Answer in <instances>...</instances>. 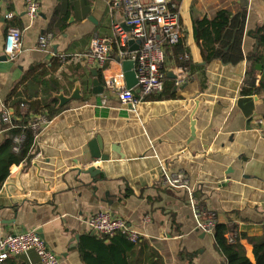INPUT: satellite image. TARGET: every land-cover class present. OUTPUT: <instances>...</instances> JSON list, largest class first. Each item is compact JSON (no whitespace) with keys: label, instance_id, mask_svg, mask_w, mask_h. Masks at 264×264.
<instances>
[{"label":"crops","instance_id":"obj_1","mask_svg":"<svg viewBox=\"0 0 264 264\" xmlns=\"http://www.w3.org/2000/svg\"><path fill=\"white\" fill-rule=\"evenodd\" d=\"M39 4L37 17L30 20L24 0H2L0 145L7 132L1 111L6 107L14 115L4 102L11 91L16 89L14 95L26 101L27 96H49L60 110L38 131L33 157L9 165L0 189V238L35 230L60 264H85L77 249L81 238L103 237L91 235L85 219L106 210L142 233L137 250L128 258L135 264H143L144 258L148 262L149 255L161 264H226L213 235L196 228L185 190L163 183L161 166L186 174L201 211L232 223L239 234L262 233L264 89L251 94L256 96L255 115L249 119L236 99L249 60L257 54L262 66L255 85L264 81V41L260 45L253 33L264 23V0H171L180 16L183 52L176 54L173 46H164L163 90L143 94L135 85L133 105H122L105 83L108 76L122 72L115 47L101 68L77 57L88 51L95 36L112 37L115 24L130 30L123 8L110 9L108 0H39ZM220 10L245 12L243 59L236 64L221 58L206 61L204 41L194 34L195 21L204 20L199 27L207 28L205 40L211 39ZM6 13L11 16L5 17ZM9 26L21 31V46L12 60L3 53ZM41 33L52 35L47 49L38 47ZM62 56L67 58L61 60ZM37 65L42 67L35 74L45 69L42 81L49 82L48 87L23 81ZM177 69L187 75L180 86L174 84ZM95 79L99 93L92 92ZM76 83L81 97L58 107L56 95L70 96ZM96 136L103 142L101 152L109 156L106 160L90 155L88 144ZM88 166L100 172L92 176ZM240 242L253 262L252 245L246 238ZM4 264L41 261L31 251L10 255Z\"/></svg>","mask_w":264,"mask_h":264},{"label":"built area","instance_id":"obj_2","mask_svg":"<svg viewBox=\"0 0 264 264\" xmlns=\"http://www.w3.org/2000/svg\"><path fill=\"white\" fill-rule=\"evenodd\" d=\"M24 2L27 16L30 20L35 19L39 13V0H24ZM1 4L2 0H0V11ZM108 4L110 9L123 8L124 23L130 27V30L125 31L120 24H115V33L112 37L95 36L90 41L88 51L77 57L101 68L106 64L111 50L115 47L119 63L124 60L132 61V69L137 80L136 86L143 94L161 92L165 81V72L162 68L165 61L164 46H173L182 36L178 10L171 4V0H108ZM10 16L9 13L5 14V17ZM51 39V33H41L37 39L38 47L47 49ZM131 41L135 43L136 48H130ZM20 46L21 31L17 27L9 26L4 39L5 57L9 60L14 59ZM66 58L62 56L61 60ZM186 78L184 71L175 70V86H180ZM105 83L117 94L122 105H133L136 102L132 88L126 86L123 71L108 76ZM31 118L30 127L36 138L38 131L48 120L40 114L33 115ZM1 119L3 123L14 126L15 118L8 108L2 109ZM20 140L19 137L15 138L16 143ZM161 176L166 186L185 190L196 221V228L204 233L213 234L216 218L213 214L200 210L186 174L182 171L168 172L161 166ZM85 224L100 236L112 237L122 234L133 243L142 239V233L138 229L130 226L124 218L114 216L106 210H99L89 215L85 219ZM228 240H233L230 234H228ZM31 251L39 257L41 264H60L59 258L35 230L19 231L0 238V264H4L10 255L27 254Z\"/></svg>","mask_w":264,"mask_h":264},{"label":"trees","instance_id":"obj_3","mask_svg":"<svg viewBox=\"0 0 264 264\" xmlns=\"http://www.w3.org/2000/svg\"><path fill=\"white\" fill-rule=\"evenodd\" d=\"M244 20V11L230 14L228 11L220 10L214 20V36L209 40H205V37L209 35L208 29L199 27L204 25L206 21H195L194 34L197 39L202 38L204 41L202 48L206 61L212 58H221L224 62L236 64L243 59L241 43ZM253 33L259 44L262 45L264 41V23ZM205 48L208 49L207 52L204 50ZM173 50L176 54L183 52L180 40L173 45ZM249 63L243 85L240 88L241 95L245 96L258 93L264 89V81H261L258 86L255 85L256 72L262 66L260 54L250 59ZM39 67L42 66H33L23 77V81L26 80V82L30 81L31 84L48 87L49 82L42 81V74H44L45 69L41 70L42 72L39 71L40 73L38 72L37 75L35 74ZM15 90L11 91L4 101L5 106L13 108V116L16 117V120L14 126L4 124L7 132L3 143L0 145V189L9 173L11 163L17 164L29 161L33 157L32 149L35 133L30 127L31 115L40 114L49 120L60 110L56 107V101L49 96H44L41 99H32L27 96L29 100H20L17 95H14ZM17 137L21 138L19 143L15 142ZM215 217L217 218L216 214ZM228 234L233 237L232 241L228 240ZM212 235L217 249L225 258L226 264H264V227L260 235L248 236L245 233L239 234L236 226L232 223L216 219ZM241 238H246L252 245L253 262L246 256L244 246L240 242ZM106 239L108 242L104 243ZM138 243L130 242L122 234L100 238L85 235L78 243L77 249L85 264H135L136 261H129L128 258L135 253ZM151 258L152 255L147 257L148 262L144 258L143 264H161L156 261L152 262Z\"/></svg>","mask_w":264,"mask_h":264},{"label":"water","instance_id":"obj_4","mask_svg":"<svg viewBox=\"0 0 264 264\" xmlns=\"http://www.w3.org/2000/svg\"><path fill=\"white\" fill-rule=\"evenodd\" d=\"M129 44H130L131 49L136 48L135 43H133L132 41ZM132 68H133V63L131 60H124L122 62V71H123L124 79L126 82V86L128 88H133L137 82V80L135 78L134 71ZM93 72L95 74V70H93ZM92 87H93V89H92L93 93H99L101 88H99L98 80H96V79L93 80ZM56 97L59 99L58 107L63 106L70 99H79L81 97L79 84L76 83V85H75L70 96L66 97V96H63V94H57ZM255 100H256V96H254V95H246V96L241 95L236 99V105L242 111V113L246 119H249L255 115V112H254V108H255L254 101ZM88 146H89L90 155L92 158L101 159V160H106L109 158V156L107 154H104L101 152V150L103 148V142H102L100 137L96 136L95 138L90 140ZM86 171L89 174H91L92 176H94V174H97L100 172L97 168H95L93 166H88ZM94 233L95 232L92 230L91 235H93Z\"/></svg>","mask_w":264,"mask_h":264}]
</instances>
